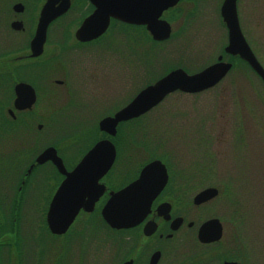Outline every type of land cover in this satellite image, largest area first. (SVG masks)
Returning <instances> with one entry per match:
<instances>
[{
  "label": "flooded vegetation",
  "instance_id": "obj_1",
  "mask_svg": "<svg viewBox=\"0 0 264 264\" xmlns=\"http://www.w3.org/2000/svg\"><path fill=\"white\" fill-rule=\"evenodd\" d=\"M102 1L0 0V264H82L83 260L85 264H257L258 210L251 220L249 251L242 240L243 206L228 204L231 199L220 178L211 182L215 176L211 158L163 151L165 138L177 134L180 140H190L186 120L192 114L183 117L188 112L181 113L172 99L196 97L211 89L168 94L146 113L121 121L115 135L101 129L104 119L114 117L147 86L179 68L189 74L201 72L224 55L219 53L211 63L206 57L163 60L164 51L175 57L193 51L196 42L182 44L181 52L178 44L186 43L189 31L201 23L199 11L192 9V3L201 0H180L158 19L159 0H124L126 18L111 16L106 28L101 26L107 15H97ZM52 10L60 14L49 23L42 45L36 37ZM91 19L94 28L88 32L96 36H78ZM162 21L172 28L166 40L157 38ZM216 29L218 37L225 38V51L229 34L222 17ZM202 30H196L191 41L202 36ZM229 59L235 64L236 58ZM251 72L264 87L258 73L253 68ZM21 84L28 86L21 89L19 102ZM258 103L254 98L251 104V167L240 155L238 169L242 181L250 169L253 186L264 193V122L259 121ZM205 116L204 143L209 144L210 120ZM85 137L89 146L79 156L72 143ZM103 140L117 149L111 169L97 182L73 180L71 173ZM237 140L242 145L241 130ZM51 148L57 157L38 162ZM156 160L168 170L164 188L141 222L116 228L106 218L105 207L114 193L139 180L144 168ZM157 180L148 184L158 185ZM63 188L60 211L54 213V198ZM210 188L217 194L196 202ZM76 209L69 227L63 228ZM208 222L212 224L207 238L213 239L218 225L221 238L200 239Z\"/></svg>",
  "mask_w": 264,
  "mask_h": 264
},
{
  "label": "rangeland",
  "instance_id": "obj_2",
  "mask_svg": "<svg viewBox=\"0 0 264 264\" xmlns=\"http://www.w3.org/2000/svg\"><path fill=\"white\" fill-rule=\"evenodd\" d=\"M223 1L201 0L198 3L194 1L192 9H195V13L199 11L202 17L200 18L201 23H196L194 28L189 31L190 36L186 37V43L178 44L181 52L182 44L189 45L190 43L192 45L196 42L192 46L193 51L187 53L188 55L185 54V57H180V53L175 57L174 54L169 55V51H164L163 60L167 61L168 58L174 61L199 60L206 57L210 63L215 61L217 55L223 51L222 45L225 40V38L222 40L218 37L216 29L217 19L221 21L220 8ZM238 10L243 32L259 59L264 63V0H239ZM201 27H203L202 36L198 34V37L196 36V39L191 41V36L197 34L196 30ZM225 36L227 38V31ZM202 38L203 41L199 42ZM255 93H258V96ZM254 98H257L259 102L257 105L259 121L264 122V87L261 81L243 64H239L220 85L209 90L206 94L196 97L177 96L172 100L179 103L178 110L181 113L182 111L188 112L183 117L192 114V117L189 116L190 119L186 120L187 133L191 138L189 137L188 141L180 140L181 138L177 134L168 140L165 138L166 145H164L163 151L168 155L194 157L200 160L205 156L211 158L212 173L215 174V176L212 175L211 182L217 183L220 178L227 188L226 194L231 199L228 204L240 203L243 206L242 240L249 251H251L253 243L251 220L254 216L253 211L258 210L260 238L255 263L264 264V222L262 223L264 221V193L256 189L257 185L253 186L250 169L245 172L243 181L240 179L238 169L240 155L244 157V163L248 164L247 167H251V114L253 112L251 104ZM207 114L211 130L209 144L208 142L204 143L206 131H204L203 121ZM240 130L243 138L242 145H240V140H237ZM76 145L79 156H82L89 143L85 137L78 143H72V146ZM200 182L203 183V180L198 181V183ZM82 264H85V260L82 261Z\"/></svg>",
  "mask_w": 264,
  "mask_h": 264
},
{
  "label": "water",
  "instance_id": "obj_3",
  "mask_svg": "<svg viewBox=\"0 0 264 264\" xmlns=\"http://www.w3.org/2000/svg\"><path fill=\"white\" fill-rule=\"evenodd\" d=\"M52 1L53 0H50V2ZM149 1L150 0L147 2L149 3ZM179 1L180 0H159L156 15L157 19L161 16V13L168 8L176 6ZM99 6L100 9L99 12H97V15H107L104 19V21L106 20L107 22H104L101 26L102 28H106L108 26L111 16H115L120 19L126 18L127 10L124 5V0H105L102 1ZM48 14L49 13L47 12L46 15ZM59 14L60 12L52 10L50 15L45 17L44 28L42 30L41 28L39 29L36 37L40 44L43 45L45 42L49 23L59 16ZM221 14L229 30V43L225 49L226 53L233 56H240V58L245 60L264 80V67L253 52L241 27L238 13V0H224L221 8ZM162 22L163 27L162 30L159 31L157 38L166 40L170 38L172 28L168 22ZM153 23H155V20ZM93 28L94 25L91 19L83 26L81 31L78 33V36H87L89 38L96 36L88 32L89 29ZM152 29L154 30V28ZM223 58V55L220 56L218 62L193 75L188 74L183 69H177L171 72L155 84L145 88L129 105L120 110L114 117L104 119L101 122V129L115 135L117 132V126L121 121L130 120L146 113L150 109L157 106L170 93L178 90L187 93H198L216 86L233 68V63L226 62ZM27 86L28 85L26 84L18 86L17 92L19 94V102L21 101V89ZM52 151H54V155ZM116 154V147L111 141H100L87 153L82 162L71 173L72 179L78 181L97 182L111 169L115 161ZM49 157L54 159L57 157L56 151L53 148L45 151L38 159V162H44ZM160 175L161 177H159ZM157 177L159 180L156 179ZM154 180H157L158 185L150 186L148 183ZM167 180L168 170L165 164L161 160L152 162L144 168L139 180L123 190L114 193L104 209L106 218L116 228H124L138 224L150 211L153 200L164 188ZM64 191L65 190L63 188L54 198L52 204V210L54 213H59L60 211V194L64 193ZM216 194L217 190L215 188L207 189L197 196L196 202L201 203L214 197ZM77 212L78 209L70 212L71 216L67 219L66 223L63 224V228L69 227ZM211 224L212 222H208L201 228L199 234L201 240L211 241L221 238L222 229L219 225L217 227L216 234L212 237L213 239L207 238V230ZM54 227H58V225H54Z\"/></svg>",
  "mask_w": 264,
  "mask_h": 264
},
{
  "label": "trees",
  "instance_id": "obj_4",
  "mask_svg": "<svg viewBox=\"0 0 264 264\" xmlns=\"http://www.w3.org/2000/svg\"><path fill=\"white\" fill-rule=\"evenodd\" d=\"M241 61V60H240Z\"/></svg>",
  "mask_w": 264,
  "mask_h": 264
}]
</instances>
